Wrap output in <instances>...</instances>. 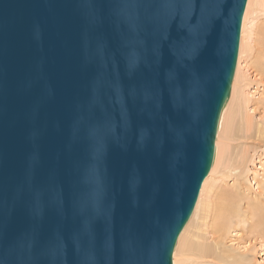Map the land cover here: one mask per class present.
<instances>
[{"label": "water", "instance_id": "1", "mask_svg": "<svg viewBox=\"0 0 264 264\" xmlns=\"http://www.w3.org/2000/svg\"><path fill=\"white\" fill-rule=\"evenodd\" d=\"M246 2L0 0V264H173Z\"/></svg>", "mask_w": 264, "mask_h": 264}, {"label": "rangeland", "instance_id": "2", "mask_svg": "<svg viewBox=\"0 0 264 264\" xmlns=\"http://www.w3.org/2000/svg\"><path fill=\"white\" fill-rule=\"evenodd\" d=\"M250 1L246 12L245 30L243 36H240L242 39H239V43L243 46H238L240 55H237L239 63H236L239 67L234 72L237 76L233 77L232 92L230 91V98L223 108L224 111L222 110V117L220 116L222 120L220 130L217 129L218 159L212 171L204 179L205 182L207 178V182L198 207H194L187 221L188 226L186 223L175 244L177 247L179 242L178 252H181L176 258L177 262H182V264H199L204 261L197 253L201 245L210 244L215 236L211 233L214 212H212L213 216L210 212L215 209L212 208V204L220 203L221 196L225 194L234 196L237 210L232 217L233 221H230L222 243L231 255L241 257L244 262L247 260L248 264H264V211L258 209L262 208L261 200L264 201V71L262 70L264 65L263 68H259L261 62L264 61V49L262 48L264 47V41L262 44L264 40V0ZM247 3L248 0L246 7ZM241 30L242 23L240 33ZM219 196L220 199L217 200ZM208 203L209 207H206L204 204L208 205ZM184 258L187 260L183 263Z\"/></svg>", "mask_w": 264, "mask_h": 264}, {"label": "bare ground", "instance_id": "3", "mask_svg": "<svg viewBox=\"0 0 264 264\" xmlns=\"http://www.w3.org/2000/svg\"><path fill=\"white\" fill-rule=\"evenodd\" d=\"M250 0H248V3H247V7H246V11H245V14L243 15L244 17H243V21H242V30H241V35L240 36H243L242 34L244 33V30H245V22H246V12H247V10H248V7L250 6ZM264 38V37H263ZM240 39H242V38H240ZM241 42H242V40H240ZM263 41L264 40H262V44H263ZM242 44V43H241ZM240 43H239V45H240V47L241 46H243V45H241ZM264 45V44H263ZM240 47H239V52H240ZM243 48V47H242ZM263 49H264V47H262ZM262 48H261V51H263L262 50ZM243 50V49H242ZM239 52H238V56L240 55L239 54ZM260 54H262V52L260 53ZM264 54V53H263ZM260 56V55H259ZM258 56V57H259ZM262 58V57H261ZM238 61H236V62H238L239 63V57H238V59H237ZM259 60V59H258ZM260 61H261V59H260ZM263 61V60H262ZM238 63H236L237 65V67L235 68V69H237L238 70V67H239V64ZM259 64H260V62H259ZM264 65V61H263V63L261 62V64L259 65L260 67L259 68H261L262 66ZM264 67V66H263ZM262 67V68H263ZM263 71H264V69H262ZM234 76H237L236 75V73H234ZM233 76V77H234ZM236 78V77H235ZM236 80V79H235ZM233 82H234V80H233ZM232 82V83H233ZM234 85V83L232 84V86ZM231 92H232V87H231ZM230 98V97H229ZM223 111H224V109H223ZM222 111V112H223ZM221 117H222V113H221ZM221 117H220V121H219V127H218V131L220 130V127H221V122H222V120H221ZM224 127V126H223ZM218 134H219V132H218ZM218 137H219V135L217 136V139H216V143H215V156H214V161H213V164H212V168H211V170H210V172L212 171V169L214 168V166H215V164H216V161H217V159H218V153H219V143H218ZM221 148V147H220ZM209 172V173H210ZM207 182V178H206V181L204 182L203 181V184H202V186H201V190H200V192L201 193H199L200 195H199V197H198V200H197V203H196V208L198 207V204H199V202H200V199H201V196L203 195V193H204V186H205V183ZM234 196H231V195H228V194H225V195H223V196H221V202L220 203H218L217 205L215 204V207H214V204H212L213 206H212V208H215L214 209V211H211L210 212V214H212V212H214L213 214H214V222H213V224L212 223H210V224H212V226H211V230H212V232L211 233H213V235L212 236H214L213 238H212V242L210 243V244H206V245H201V247H200V249H199V252L197 253V255L200 257V258H202V260L204 259V261H201V262H199V264H248V262L246 263V261L244 262V259L242 260V258L241 257H235V256H237V255H231L230 253H229V251H228V249H227V247L222 243L223 241V239H225V235H226V231L228 230V228H229V225H230V221L232 220V217L234 216V214L236 213V210H237V208H236V206H237V203H236V201H235V198H233ZM217 198V197H216ZM216 198H215V200H216ZM212 199V198H211ZM220 199V196H219V198L217 199V200H219ZM240 201V200H239ZM209 202V201H208ZM207 203V202H206ZM206 207L208 206L209 207V203H208V205L207 204H204ZM204 206V207H205ZM261 207L262 208H258V209H260V210H262V211H264V201H262L261 200ZM211 208V207H210ZM205 209V208H204ZM253 209V208H252ZM257 209V208H256ZM209 212V211H208ZM251 212H253V211H251ZM195 214V213H194ZM210 214H209V216H210ZM213 214L211 215V216H213ZM239 214V213H238ZM240 215V214H239ZM205 216V215H204ZM237 216V215H236ZM204 218H206V217H204ZM210 218V217H209ZM213 218V217H212ZM235 218V217H234ZM237 219V218H236ZM238 219H239V217H238ZM247 219V218H246ZM207 220H209V219H207ZM206 220V221H207ZM240 220H241V218H240ZM210 221L212 222V219H210ZM233 221V220H232ZM231 221V222H232ZM204 222V221H203ZM202 222V223H203ZM206 223V222H205ZM208 223V222H207ZM206 223V224H207ZM260 223H262V222H260ZM250 224V223H249ZM254 224V223H253ZM252 224V225H253ZM232 225V224H231ZM187 226H188V223H187ZM186 226V227H187ZM255 226V225H254ZM254 226H252L253 228H254ZM258 226V225H257ZM260 226H262V224H260ZM185 227V228H186ZM258 228V227H257ZM201 230V229H200ZM185 231V229L183 230V232ZM253 231H255V229H253ZM261 231V230H260ZM183 232L181 233V235H180V239H181V236L183 235ZM209 233V232H208ZM225 236V237H224ZM179 239V240H180ZM178 245H179V242H178ZM178 245H177V247H176V249H175V252H174V257H173V260H174V264H182V262H177V258H176V256L177 255H179V253L181 252H178L179 250H178ZM187 249V248H186ZM197 251V250H196ZM183 253V252H182ZM240 256H242V255H240ZM179 257V256H178ZM181 257V256H180ZM187 257V256H186ZM243 257V256H242ZM206 259V260H205ZM187 260L186 258H184L183 259V263L185 262V261ZM196 264H198V263H196Z\"/></svg>", "mask_w": 264, "mask_h": 264}]
</instances>
